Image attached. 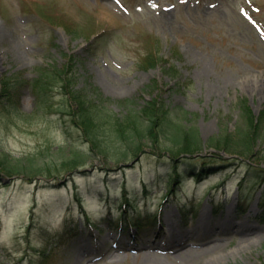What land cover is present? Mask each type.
<instances>
[{"label":"rangeland","instance_id":"rangeland-1","mask_svg":"<svg viewBox=\"0 0 264 264\" xmlns=\"http://www.w3.org/2000/svg\"><path fill=\"white\" fill-rule=\"evenodd\" d=\"M148 52L162 62L145 65ZM71 53L80 77L88 76L108 98L106 129L109 116L157 98L172 116H185V124L197 128L200 149L189 160L201 165L217 155L223 161L198 178L177 170L181 180L168 197L173 164L167 151L159 161L148 145L130 165L89 156L78 167L84 173L59 175L62 182L0 172V264H141L150 251L164 264H264V171L255 176V168H264V128L249 129L239 105L245 101L257 124L264 108V0H0V78L29 82L41 70L63 67ZM166 58L172 74L164 71ZM52 85L53 105L43 112H33L29 84L18 86L16 112L0 111L1 152L23 162L58 163L70 150H88L59 111V85ZM245 132L250 140L258 134L256 140L248 141ZM218 139L225 142L215 145ZM183 140V147L191 145ZM178 166L183 169L182 162ZM229 179L234 186L225 183ZM127 198L136 211L157 212V237L152 231L134 240V227L115 225ZM175 201L184 202L185 217ZM228 213L257 231L216 229ZM168 216L179 229L168 227ZM162 231L185 240L181 249L162 245Z\"/></svg>","mask_w":264,"mask_h":264},{"label":"trees","instance_id":"trees-1","mask_svg":"<svg viewBox=\"0 0 264 264\" xmlns=\"http://www.w3.org/2000/svg\"><path fill=\"white\" fill-rule=\"evenodd\" d=\"M72 32L75 33V28L71 29ZM95 40L97 41V39H93L89 44H93L92 42ZM158 40L156 39L154 44L159 45ZM161 58V55L158 56V54L148 52L143 58V63L154 66L161 61ZM76 59H78L76 55L70 54V59L63 67H55L47 72L41 70L38 78L36 77L29 82L23 78L17 81H13L11 77L0 78V111H5V114L15 111L11 110V108L16 109L13 101L14 89L18 85H26L27 83L35 94V109L33 112L38 110L43 112L53 105L51 102L54 88L52 82L55 80L59 85L58 88L62 97L59 111L66 115L70 123L76 128L78 134L86 142L88 150H70L63 155L58 163L55 161L36 163L31 160L23 162L9 153L0 151V172L20 173L28 179L35 178L38 175L54 179L57 178V175L72 176L79 165H83L84 160L89 156L96 154L107 160L115 158V161H123L129 157H138L142 152L145 153V145L151 147L152 151L148 153L156 156L159 161H161L164 151H167L169 161L173 164L175 170H181L177 167L178 162L183 163L184 172L189 173L194 169H198L195 167V161L189 160L193 151L196 150L195 148L200 149V145L197 144L200 140L197 128L192 124L186 125L183 120L186 118L185 116H172L166 108L167 106L157 98L146 101L140 109H133L128 106V110L121 116L116 114L115 117H112L113 115L109 116V125L106 129L103 124L105 122H102V115L104 114L102 109H104V104L108 98L103 95L96 85L90 82L88 76L83 75V78L80 77ZM163 63L165 64L164 71H170L172 74L173 64L169 62L168 58ZM6 101L10 103V108L6 106ZM239 105L242 113H246L244 119L246 120V126L250 125L249 129L254 125L264 128V108L261 110L258 123L255 124L245 101L241 100ZM245 133L246 139L249 141L250 137L248 138V133ZM257 135H253L251 140H256ZM183 139H189L191 145L183 147L187 144ZM101 140L104 141V144L101 143ZM167 142H170V145L167 146ZM217 142L214 144L221 145L225 140L218 139ZM113 144H115V147L110 150ZM192 144H197L198 147L193 148ZM179 146L180 148L173 150V148ZM225 148L231 151H239L229 147ZM216 160L222 159L220 156L215 155L207 161L204 160L203 163L209 164ZM232 160H227V164ZM255 169L258 170L256 171L258 174L254 172L255 176H260V172L264 171L262 167Z\"/></svg>","mask_w":264,"mask_h":264},{"label":"bare ground","instance_id":"bare-ground-1","mask_svg":"<svg viewBox=\"0 0 264 264\" xmlns=\"http://www.w3.org/2000/svg\"><path fill=\"white\" fill-rule=\"evenodd\" d=\"M205 216L206 214H202V217ZM166 220L170 229H179V224L175 222V219L172 216L166 217ZM224 220L225 221L217 220L214 223V227L216 229L233 230L234 232H241L243 234L255 233L257 231V229L253 228L251 224L246 223L243 219L233 218L230 213H228V216H226ZM184 241L185 240L182 239L178 241H171L169 244H167V247L177 252L183 246ZM141 264H164V262L161 260L159 253L150 251L142 257Z\"/></svg>","mask_w":264,"mask_h":264}]
</instances>
